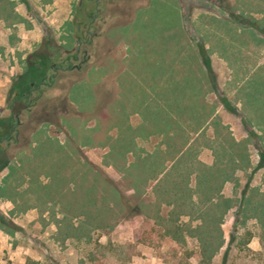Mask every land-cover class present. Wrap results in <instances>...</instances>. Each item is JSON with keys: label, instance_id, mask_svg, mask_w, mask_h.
Masks as SVG:
<instances>
[{"label": "rangeland", "instance_id": "rangeland-1", "mask_svg": "<svg viewBox=\"0 0 264 264\" xmlns=\"http://www.w3.org/2000/svg\"><path fill=\"white\" fill-rule=\"evenodd\" d=\"M100 9L98 24L88 29L90 14L96 15L92 1L0 0V84L8 82V89L0 87V101L5 100L0 138L9 135L13 101L31 102L39 96L32 107L23 101L14 106V114L21 111L19 140L4 142L0 149V182L5 185L0 187V264H222L227 248L225 264H264V169H245L259 160L258 139L248 142V131L264 138V123L247 122L264 117V0H103ZM132 27L140 46L146 47L135 59L126 52ZM98 28L92 44H84L76 59L78 38L90 39L86 30ZM189 40L199 50L204 46L209 56L211 74L200 51L198 64L188 62L193 70L198 66V100L214 108L220 122L200 134L192 156L175 168L168 163L165 171L171 180L161 181L158 189L162 175L152 181L147 170L152 162L148 152L164 150L157 134L161 125L143 124L134 116L129 135L151 137H136L132 152L126 146L127 109L114 108V99L122 103L135 95L142 100L148 92L119 91L115 82L130 89L140 81L160 87L186 84L191 76L179 44L190 45ZM85 56L80 71L56 73L52 68L80 65ZM55 73L43 92L29 96L32 83L37 87L43 77ZM137 73L146 81L136 80ZM220 92L239 113L224 109ZM150 94L152 100L159 98ZM163 94L169 99L168 91ZM94 121L96 127L88 128ZM34 135L43 141L36 152ZM209 146L218 149L227 174H233L222 191L229 201L210 208L202 218L192 209V199L166 205L174 201L170 194L178 178L194 171L197 156L213 162ZM25 152L28 158L22 159ZM11 161L16 174L4 178ZM194 178L191 174V187ZM116 190L134 204L144 199L148 210L160 209L166 221L158 223L143 214L125 220ZM244 193L250 218L240 216L244 223L235 225ZM219 246L208 260L204 249L211 252Z\"/></svg>", "mask_w": 264, "mask_h": 264}, {"label": "trees", "instance_id": "trees-1", "mask_svg": "<svg viewBox=\"0 0 264 264\" xmlns=\"http://www.w3.org/2000/svg\"><path fill=\"white\" fill-rule=\"evenodd\" d=\"M200 54L201 57L204 59V64L208 70V72L211 74V68H210V63H209V59L206 54V49L204 48V46L200 47ZM54 69V66L52 67ZM39 68H37L36 72L38 71ZM43 72L42 69H39L38 73ZM44 78V77H43ZM42 78V79H43ZM41 79V81L39 82L38 86L35 87L34 83L31 84V90L29 91V96H31L33 94L34 91H40L42 92V89L39 88V85L41 82H43V80ZM46 85H50L49 83ZM45 85V86H46ZM169 92V91H168ZM160 92H157V95L159 96ZM164 93V92H163ZM170 94V92H169ZM173 94V91H172ZM199 94V92H198ZM25 95V94H24ZM23 95V96H24ZM164 95V94H162ZM219 98L221 103L224 105V109H226L227 111H230L232 113H236L238 112L237 107H235L234 104L231 103V101L229 100L228 96L226 94H223L220 92ZM28 96V97H29ZM39 96H37L38 98ZM34 99L31 102H27L26 98H20V99H15L16 104H18V102L23 101V103L27 106V107H32L33 104L35 103V101L37 100ZM18 100V101H17ZM15 104V105H16ZM244 104H246V102H244ZM14 105V106H15ZM261 107V106H260ZM262 108V107H261ZM14 109V108H13ZM169 111H173L174 108H168ZM185 109V107H183V110ZM164 111V110H163ZM178 111V119L176 121H171L170 118H162V126H163V131L164 134L166 135V139H165V145L168 147V149L166 151L163 150H159L156 151L152 154H148L149 157H151L152 162H151V166L148 168L147 172L149 174V179L152 181L158 180L157 178L162 175L163 178L159 179L158 183H157V187L159 189V183L162 184L163 183H168L171 180V175H168L169 172H166V163L167 162H173V167H177L178 164H180L183 160H186V156H188V158L190 156L193 155V144L191 148H189L188 150H186L183 154H180V151L185 150V148L190 144L191 138H190V131H187L185 128H183V126L181 124L182 121V117L180 115L183 114V116H185L184 112L182 111V109L179 107L177 108ZM214 113V108L213 109H209L207 105H205L204 103L199 101V105L197 108L193 109V115H192V127H191V132L192 133H199V136L201 133H203L204 131H206L208 126H216L220 120L219 119H212L211 117L213 116ZM239 113V112H238ZM168 116V115H166ZM263 118V119H262ZM212 119V121H211ZM13 120L15 121L14 118H11V121L9 120L4 121L7 122V124H9V126H11L10 131L12 129V127L14 126ZM185 120V118H184ZM255 122L257 124V126L263 125L264 123V117L262 116L261 119L258 118H252L247 120L248 123L252 124V122ZM248 125V124H247ZM173 133V135L176 133V137L178 138H174V137H169V135ZM199 136L198 139L199 140ZM6 137V136H5ZM168 137V138H167ZM4 138V137H3ZM217 136L214 138L213 137V142H217ZM258 139V145H257V153H258V157L259 160L257 162H249L247 167L245 169H252V173H255V171L259 170V169H264V138L263 135L259 134V136L255 133V132H251L248 131L247 134V141L251 142V143H255V139ZM2 139V138H0ZM233 143L237 144L239 146L243 145L242 142H237L235 139H232ZM195 142V140H193V143ZM245 149H247V146L245 147ZM130 150V149H129ZM209 151H210V156L214 158L213 162L211 163H206L204 161H202L200 158H196L195 162V166L192 165V167L194 168V171L190 170V168H188L189 173L187 174V176H181V178H178L177 183H176V190L174 192H172L170 194V196H172V199L174 201H168L166 203V205H171L173 204L174 206H177L178 201L181 199L183 200V203H185V201L192 199V204H193V208L196 211V214L198 216V218H202L201 216H204L205 213L207 212V210H209L210 208H212L213 210L218 208L219 205L222 202H228L229 200L224 198L223 196V187L224 185L232 180L233 174H227L226 169L223 167L224 165H222L221 162V153H219L218 149L215 148V146H209ZM194 153H196V149L194 151ZM197 154H198V149H197ZM241 155V151H238L237 153H235V162L239 160L238 156ZM178 156H182V159L179 157V159L177 160L176 158ZM238 167V165H236ZM7 167V165H6ZM240 167V166H239ZM191 172V173H190ZM234 172V171H233ZM14 175L16 174L13 173ZM12 174V175H13ZM191 174H193L195 176L194 178V187L190 186L189 180L191 177ZM251 174V173H250ZM160 184V186L162 185ZM115 189V188H114ZM3 190V189H1ZM118 191V190H116ZM246 191V190H245ZM119 193V202L120 205H122L123 210H124V219L125 220H129L132 217L138 216V215H145L148 218H152L154 219L156 222L161 223V221L163 220L164 222L166 221L165 218H163L164 216L161 214L160 209L154 213L150 212L148 210V206L149 204L145 203L144 199L139 200L136 204L133 203V201L131 202L129 200V198L127 199L126 197H123V195L118 191ZM243 198H241L240 205H239V214H238V219L236 220V224H239L240 222V216L246 218H250V215L248 216V212H247V208L245 209L244 204H246L247 200L245 197V193L243 194ZM189 198V199H186ZM141 198V197H140ZM194 198H197V202L196 200H194ZM244 200V201H242ZM179 204V203H178ZM228 210L229 207H226ZM219 209V208H218ZM220 213V212H219ZM224 213V212H223ZM180 215V214H178ZM223 215V214H222ZM244 219V220H245ZM240 223H244V221L240 222ZM262 228L264 229V223L262 222ZM171 233V232H170ZM174 239L176 240H180L178 236L173 235ZM181 241V240H180ZM220 246L217 247L214 250H211V252H209V250L204 249V253L207 255L208 260H212L215 255L219 252ZM229 248H227L225 250L224 257H223V262L222 264H225V259L228 255V250Z\"/></svg>", "mask_w": 264, "mask_h": 264}, {"label": "crops", "instance_id": "crops-1", "mask_svg": "<svg viewBox=\"0 0 264 264\" xmlns=\"http://www.w3.org/2000/svg\"><path fill=\"white\" fill-rule=\"evenodd\" d=\"M127 1H130V0H127ZM132 22H133V20L127 25H130ZM226 22L229 23L230 21L226 20ZM0 26H2V25H0ZM6 26L4 25V27H6ZM135 29H136V27L134 29H133V27L131 29H129V38L127 39V42H126V52H128L129 56H131V58H134V59L140 57V54H141L140 52L146 51V47L144 49L142 44L140 46V41H139V39H137V35H135V36L133 35V33H137V31ZM0 31H1V28H0ZM172 32L173 31H171L169 34H171ZM187 44H190V45H186L185 46V44H182V43L179 44L180 45V50H182L181 51L182 59L184 60L185 64H187L188 71H189V74L191 76V80L189 78L187 80L188 82L187 83L185 82L186 84L181 83L180 87H174V86H169V85L165 84V86L160 87V86H157V85L151 86L152 84H150V83H149V85H146V83L144 84V83H141V81H140V82L134 83V84H136V87H132L130 89V87L128 85H126V84H123L121 82H115L116 83L115 84L116 85V89L119 90V91H122V90L139 91V90H141V91L148 92V94H147L148 97L144 98L142 100H140V98L136 99L135 95H133V98H130L128 96L124 100L122 99V97H121V100H120V98H118L120 101H122V100L124 101L122 103H120L117 99H114V108H115V105H117V107L124 106L127 109L126 122L128 124V126H127V138H128L127 142L128 143L126 144V146L129 149L131 148V150H133L132 152H135L134 150L137 149V146H136L137 142L135 140L136 137H141V138H146L147 137L146 139L151 137V134H149V135L137 134L136 136L135 135H133V136L129 135V130L131 129L130 125L132 124L131 123V119L134 116H138L140 118V122L143 123V124L146 121L147 122L153 121V122H155V123L157 122L158 124L161 125L162 124V118H164V117L170 118L171 121H173V122L176 121L178 119V117H179L178 116V111H177V108H179V107L182 109V111L185 114V116H183V114L180 115L182 117L181 121L183 123L181 125L187 131H190V134H191L190 135V138H191L190 144L185 148V150L180 151L179 153L183 154L186 150H188L189 148L192 147L191 144H193V140L197 141L199 133H192L191 132V127H192V124H193L192 123L193 109L197 108L198 105H199V100H198V98H199V94H198V92H199V88H198L199 87L198 86L199 77H198V73L199 72H198V66L195 67L194 70H193L192 69L193 67L189 64L188 61H189V59H191V60L194 59V60H196V62L198 64V61H199V49H198L197 45H194L190 40H189V42ZM187 48H189V49H187ZM81 69L78 68V69H72V70L80 71ZM72 70H70V71H72ZM193 71L195 73L197 72V76L194 74V79H193ZM117 77L119 78V75H117ZM135 77H136V80L143 79L142 80L143 82L146 81V78L144 77V74H138L137 73V76H135ZM140 77H144V78H140ZM177 82H180V80L178 79ZM2 85L6 86L7 87L6 89H8V82H4V84H2ZM2 85L0 84V87ZM125 85H126V88L124 87ZM4 86H2V87H4ZM151 91L154 92L156 97H159V98L162 97V98L161 99L158 98L156 100H152V98H151L152 95L150 94ZM160 91H161V93H159V96H158L157 92H160ZM165 91H169V92L173 91L174 95L173 94H169V99H164V98H167V97H165V95H162L163 92H165ZM182 94H183V96H182ZM4 103H5V100L3 102L0 101V106H4L5 105ZM183 107H185L184 110H183ZM168 108H174V110L171 112V111H169ZM215 114L213 115L212 119L219 118ZM166 115H168V116H166ZM184 118H185V120H184ZM212 119H211V121H212ZM117 121H118V119H117ZM114 122H115V116H114ZM96 125H97V121H94V125L93 126L89 125L88 128H93V127L95 128ZM132 126H134V125L132 124ZM138 128H139L138 126H135L134 129H138ZM142 128L144 129V127H142ZM143 129H140L139 132H141V130L143 131ZM160 129H161V131L157 132V134H158V136L162 137V142H165L166 135L164 134L162 125H161ZM41 133H43V132H41ZM38 134H36V135H38ZM47 134H49L48 137H52V138H54L56 140L60 139L58 136L52 135V134H50L48 132H47ZM36 135H34V137L32 139V146H33V150L35 152L37 150L39 151L40 149L42 150V145H43V141L41 139H39V137L36 136ZM80 135H82V134H80ZM129 136L132 137L131 140H130ZM117 137H118V135H117ZM169 137L177 138L176 137V133L174 135H173V133H171L169 135ZM18 140H19V137H18ZM162 148L164 149L163 151H166L168 149V147L165 145V143H163ZM154 152H156V149H154L152 152L149 151L148 154H152ZM25 153L26 154H24V157L22 159H25V157L28 158V156H27L28 152H25ZM196 154H197V150H196ZM13 163H14V161H11L9 167H7L5 169L6 172H5V174H3L4 178H6L7 175H11V172L12 173L16 172V169L12 168L13 167ZM168 163L169 162H167L166 165H168ZM16 164L18 165V163H16ZM16 164H15V167L17 166ZM170 165H171V167H173V162ZM10 166H12V167L10 168ZM2 185L3 184H1V182H0V187ZM4 186H2V187H4Z\"/></svg>", "mask_w": 264, "mask_h": 264}, {"label": "flooded vegetation", "instance_id": "flooded-vegetation-1", "mask_svg": "<svg viewBox=\"0 0 264 264\" xmlns=\"http://www.w3.org/2000/svg\"><path fill=\"white\" fill-rule=\"evenodd\" d=\"M89 2H94L95 3V7H96V15H94L93 13L90 14V23L88 25V29H91L92 26H95L98 24V15L100 13V5L102 4L103 0H88ZM123 1H127V0H123ZM77 29L78 31H80L82 29V26L79 24L77 26ZM98 29H96L95 31L91 32V30H86V32L88 33L90 39H85L84 35H82L81 37L78 38L77 41H80V46L78 48V51H77V55H76V59L79 58L80 54H81V50H82V47L84 46V44H87V45H91L92 44V40L97 36L98 34ZM85 55H87V52L85 51L84 52ZM69 59V58H68ZM87 59H88V56H85L84 58V61L80 64V65H73L71 67H74V66H78L79 69L82 68V64H84L85 62H87ZM66 63V62H64ZM54 68H58L56 73L59 72V71H65V70H61L59 68H67V67H62V66H54ZM56 73L54 75H52V77L50 78H47V77H44L42 80L43 82L40 83L39 85V88L42 89L43 86H45L46 84H51L53 82V78L55 77ZM42 92H43V89H42ZM38 99V98H37ZM16 100L13 101V104L10 106V117L11 118H14L16 120L14 126L12 127L11 131L9 132V135L4 137L3 139H0V149L4 148V145L6 142L7 145L10 144V142L14 141V142H17L18 140V128L21 126V121H20V115H21V111H19L18 113L14 114L13 112V108H14V105L16 104L15 102ZM17 131L16 135L14 136V133ZM0 137H1V134H0Z\"/></svg>", "mask_w": 264, "mask_h": 264}, {"label": "water", "instance_id": "water-1", "mask_svg": "<svg viewBox=\"0 0 264 264\" xmlns=\"http://www.w3.org/2000/svg\"><path fill=\"white\" fill-rule=\"evenodd\" d=\"M78 43H79V46H80V41H78ZM57 69L58 68H54V72H56L57 71ZM59 69H61V70H66V71H70V70H72V69H78V66H74V67H67V68H59Z\"/></svg>", "mask_w": 264, "mask_h": 264}]
</instances>
